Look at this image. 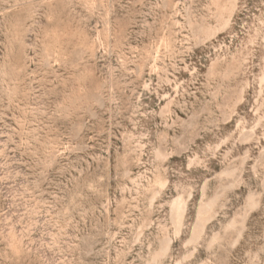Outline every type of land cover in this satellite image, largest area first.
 Returning <instances> with one entry per match:
<instances>
[{
    "label": "rangeland",
    "instance_id": "rangeland-1",
    "mask_svg": "<svg viewBox=\"0 0 264 264\" xmlns=\"http://www.w3.org/2000/svg\"><path fill=\"white\" fill-rule=\"evenodd\" d=\"M0 264H264V0H0Z\"/></svg>",
    "mask_w": 264,
    "mask_h": 264
}]
</instances>
